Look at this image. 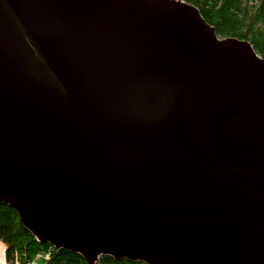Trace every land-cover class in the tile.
Returning a JSON list of instances; mask_svg holds the SVG:
<instances>
[{"label":"water","instance_id":"1","mask_svg":"<svg viewBox=\"0 0 264 264\" xmlns=\"http://www.w3.org/2000/svg\"><path fill=\"white\" fill-rule=\"evenodd\" d=\"M0 203L90 264H264V59L183 0H0Z\"/></svg>","mask_w":264,"mask_h":264},{"label":"trees","instance_id":"2","mask_svg":"<svg viewBox=\"0 0 264 264\" xmlns=\"http://www.w3.org/2000/svg\"><path fill=\"white\" fill-rule=\"evenodd\" d=\"M198 8L204 20L221 39L248 42L264 59V0H183ZM0 241L6 246L7 263L31 264L39 256H48L43 264H90L81 254L40 242L25 227L19 213L0 203ZM94 264H147L129 259L101 256Z\"/></svg>","mask_w":264,"mask_h":264},{"label":"crops","instance_id":"3","mask_svg":"<svg viewBox=\"0 0 264 264\" xmlns=\"http://www.w3.org/2000/svg\"><path fill=\"white\" fill-rule=\"evenodd\" d=\"M5 251H6V246L0 241V263L11 264V263H7L6 261ZM39 260H41V262ZM43 263L44 262L41 257H38L35 261V264H43Z\"/></svg>","mask_w":264,"mask_h":264},{"label":"built area","instance_id":"4","mask_svg":"<svg viewBox=\"0 0 264 264\" xmlns=\"http://www.w3.org/2000/svg\"><path fill=\"white\" fill-rule=\"evenodd\" d=\"M39 257H42V258H47L48 256L46 255V256H39ZM0 264H3V263H0ZM31 264H35V261L33 262V263H31Z\"/></svg>","mask_w":264,"mask_h":264},{"label":"rangeland","instance_id":"5","mask_svg":"<svg viewBox=\"0 0 264 264\" xmlns=\"http://www.w3.org/2000/svg\"><path fill=\"white\" fill-rule=\"evenodd\" d=\"M221 39V38H220ZM41 262V260H39Z\"/></svg>","mask_w":264,"mask_h":264}]
</instances>
